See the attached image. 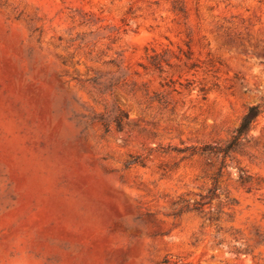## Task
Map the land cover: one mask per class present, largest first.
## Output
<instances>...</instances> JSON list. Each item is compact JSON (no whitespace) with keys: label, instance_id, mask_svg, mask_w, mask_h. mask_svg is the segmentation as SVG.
<instances>
[{"label":"rangeland","instance_id":"rangeland-1","mask_svg":"<svg viewBox=\"0 0 264 264\" xmlns=\"http://www.w3.org/2000/svg\"><path fill=\"white\" fill-rule=\"evenodd\" d=\"M0 264H264V0H0Z\"/></svg>","mask_w":264,"mask_h":264},{"label":"trees","instance_id":"trees-1","mask_svg":"<svg viewBox=\"0 0 264 264\" xmlns=\"http://www.w3.org/2000/svg\"><path fill=\"white\" fill-rule=\"evenodd\" d=\"M259 112H258V107L257 106H251L247 113L244 115V117L242 118V121L240 123V125L237 127L235 133H236V137H240L244 134H246L253 122L256 120V118L258 117Z\"/></svg>","mask_w":264,"mask_h":264}]
</instances>
